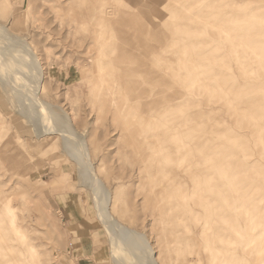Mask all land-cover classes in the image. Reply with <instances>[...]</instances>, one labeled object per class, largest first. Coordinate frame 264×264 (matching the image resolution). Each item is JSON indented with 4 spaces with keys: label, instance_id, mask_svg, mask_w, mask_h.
<instances>
[{
    "label": "rangeland",
    "instance_id": "rangeland-1",
    "mask_svg": "<svg viewBox=\"0 0 264 264\" xmlns=\"http://www.w3.org/2000/svg\"><path fill=\"white\" fill-rule=\"evenodd\" d=\"M0 23L37 54L40 97L68 114L97 174L121 194L117 221L141 233L158 264H207L205 240L219 221L205 196L222 208L225 232L239 225L235 189L264 190L258 176L233 186L219 161L236 172L260 163L255 126L240 114L264 104V64L255 59H264V0H0ZM260 118L255 128L264 139V113ZM26 119L0 89V264H112L77 165L58 154L57 137L36 138ZM176 145L184 157L165 161L175 181L150 180L164 164L138 174L144 155ZM57 185L66 192L52 193ZM5 202L15 208L13 225ZM259 230L252 228L254 252L263 242ZM28 247L35 256L24 261L19 251L27 255Z\"/></svg>",
    "mask_w": 264,
    "mask_h": 264
},
{
    "label": "bare ground",
    "instance_id": "bare-ground-1",
    "mask_svg": "<svg viewBox=\"0 0 264 264\" xmlns=\"http://www.w3.org/2000/svg\"><path fill=\"white\" fill-rule=\"evenodd\" d=\"M181 8L183 9V7ZM181 13H183V11ZM189 13H191V10L189 11ZM185 15L183 16L185 17ZM188 16H190V14ZM184 19L186 20L187 17ZM189 19H191V17H189ZM200 21L201 20H199L198 23L202 22ZM205 21L207 20H204L203 22ZM209 22H207L208 25ZM168 41H170V39ZM175 43H177V41ZM170 45L172 44L170 43ZM244 46L246 45H243V47ZM255 59L258 63L264 64L263 58L260 59L256 57ZM125 82L126 80H124V84H127ZM0 89L14 104L15 110H17L20 114H22L25 118H27L26 120L30 122L31 131L36 136V138H41L45 136L57 137L59 139V146H60L59 149L60 151L58 154L60 153L66 154V156L77 165L80 182L87 190L91 192L93 203L96 209L95 212H97V216H98L97 218H99L101 224H103V227H105L108 244H109V254L112 264H158V262L156 261L153 255L150 245L147 244L141 233L137 230H134L130 227H127L119 223L115 218L114 212L116 211L119 205H122V201H121L122 196L119 192L116 191L112 192L111 190H109L105 186L104 182L101 180V177H99V175L97 174L92 162L89 144L86 138L84 137V135L79 133L78 130L75 129L72 119L68 116V114L65 111H63L60 107L43 100L40 97V93L43 92V90H45V86H44V73L40 68V61L38 60L37 54L33 53L29 49V46L26 43L25 39L20 38L19 36L16 35H10L7 26L1 23H0ZM156 92H157L156 90L152 92L153 94L152 104L158 102L156 96L158 94ZM250 109L252 108L249 109L244 108V110L241 111L240 119L241 120L246 119L250 123H253L255 127H260L262 125L261 123L262 120L260 118V115L264 113V104L256 105L254 109L252 110ZM154 114L155 113H153V115ZM255 127H254L252 142L254 145V149L259 156V162L261 163V164L259 163V166L256 167L253 166L252 164L250 166L245 165L242 166V168L236 172L235 169L233 168L232 170L230 169V165L229 163H227V161H223L222 159L219 160L222 164V172L227 177L230 178L229 180L233 186L234 184H240L242 180L245 181L247 180L248 183L251 185L253 183L252 178L254 176H258V180H262L264 183V139H261L257 136L258 131H256ZM167 129L168 128H166V131ZM173 130L175 131V128ZM159 131L157 130V132ZM146 140L145 142L147 143ZM162 145L165 146V144ZM179 146L177 145L175 146L176 150H174V152L166 151L163 153L161 151L160 153L157 150L152 155H148V154L144 155L140 163V166L138 168V174H140L142 170L149 167L156 168L161 164L167 165L166 164L167 162L165 161H169L168 164L171 163L174 164V161L178 162V159L180 160L186 154V153L181 154L182 152H186L185 149H183V151L182 152L180 151L179 153L178 151V148H180ZM53 149L54 151H56L58 148L53 147ZM160 158L162 160H160ZM172 158H174L175 160ZM173 169L174 167L172 168L171 165H167V170L162 169L164 173H162L161 176L159 175L156 176L155 174H153L152 179L150 178V180L153 183H161L162 181L165 182L175 181V172ZM186 169L187 172L185 176L188 177L192 174V172L189 170L190 165H188ZM45 184H49V183L45 182ZM199 185H200V193L203 195L204 184L201 182V184ZM199 185H197V188H199ZM262 190L263 189L259 188L258 186L251 185L250 189L240 194L238 188L235 189L233 198L234 201L235 200L238 201V206L235 207L232 211L234 215L237 216L236 219L239 220V225L235 224L233 228H230L225 232H223V229L227 224V220L224 219L223 211L221 212V214L218 213L221 207L216 205L215 201L210 196L208 195L205 196V198L208 201H211L213 203L211 210L212 211L213 209L216 210L217 212L216 220L219 221V224L213 227V231H211V235H209V237L205 240L204 250L206 252L207 264H258L257 251L263 250L261 247H264V209H263L264 204H261L257 200L258 198H260L261 202L264 203V190L263 191ZM195 191H192L193 194ZM240 195H242L241 201H239ZM3 200L6 201L7 198L3 197ZM226 201H229V199H227ZM7 202H5L4 204L3 211L6 214L5 215L6 217L5 216L4 217L5 219L9 220L10 223L13 225L16 219L15 208L9 206ZM249 209L251 210V213H249L247 216L246 213L248 212ZM207 216L208 217H206V220L210 218L209 211L207 212ZM222 221H223V229L221 227ZM254 226L259 227L260 228L259 232L260 234L263 235V242L259 243L258 246L259 248L256 249L257 251L255 250V252H254L255 249L254 243L256 239H258V237H255V233L252 232V228ZM2 237L0 238L3 239ZM28 251L29 253L27 255H24L22 251H19V254L23 256L24 261L26 258L35 256V253L31 247H28ZM261 258L260 261L263 259ZM196 260L197 262L199 261V259Z\"/></svg>",
    "mask_w": 264,
    "mask_h": 264
},
{
    "label": "crops",
    "instance_id": "crops-1",
    "mask_svg": "<svg viewBox=\"0 0 264 264\" xmlns=\"http://www.w3.org/2000/svg\"><path fill=\"white\" fill-rule=\"evenodd\" d=\"M51 191H52V193H63V192H66V190H64V188L63 187H61V186H53V187H51ZM98 221V220H97Z\"/></svg>",
    "mask_w": 264,
    "mask_h": 264
}]
</instances>
